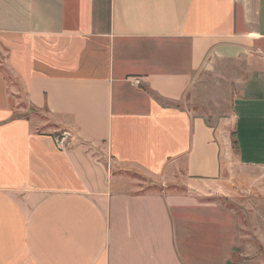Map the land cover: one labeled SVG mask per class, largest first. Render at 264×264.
Here are the masks:
<instances>
[{"label":"crops","instance_id":"crops-1","mask_svg":"<svg viewBox=\"0 0 264 264\" xmlns=\"http://www.w3.org/2000/svg\"><path fill=\"white\" fill-rule=\"evenodd\" d=\"M234 163L264 200V0H0V264H191L175 212Z\"/></svg>","mask_w":264,"mask_h":264},{"label":"rangeland","instance_id":"rangeland-1","mask_svg":"<svg viewBox=\"0 0 264 264\" xmlns=\"http://www.w3.org/2000/svg\"><path fill=\"white\" fill-rule=\"evenodd\" d=\"M212 78L207 79L199 95V101L206 103L193 106L196 111H206L209 117L216 116L213 119L216 122L218 117L227 114L228 99L225 94L216 95ZM10 93L14 116L37 121L39 117L26 105L11 71ZM211 98L218 101V106L212 104ZM235 164L228 171L224 186L192 188L190 194L196 199V205L175 212L183 255L191 264H264V252L257 244L255 233L264 224V200L258 194L251 195L250 189H238L230 183L242 179L240 168ZM170 192L183 193L177 187Z\"/></svg>","mask_w":264,"mask_h":264},{"label":"built area","instance_id":"built-area-1","mask_svg":"<svg viewBox=\"0 0 264 264\" xmlns=\"http://www.w3.org/2000/svg\"><path fill=\"white\" fill-rule=\"evenodd\" d=\"M72 134L68 131H64L60 137L56 138V141L58 142L59 145L64 146L68 142L69 139H72Z\"/></svg>","mask_w":264,"mask_h":264}]
</instances>
